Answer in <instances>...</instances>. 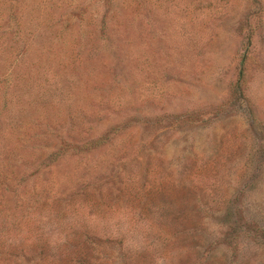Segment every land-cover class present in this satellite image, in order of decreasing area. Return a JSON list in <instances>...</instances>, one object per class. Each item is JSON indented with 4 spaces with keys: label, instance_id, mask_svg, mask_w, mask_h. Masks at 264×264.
Segmentation results:
<instances>
[{
    "label": "rangeland",
    "instance_id": "obj_1",
    "mask_svg": "<svg viewBox=\"0 0 264 264\" xmlns=\"http://www.w3.org/2000/svg\"><path fill=\"white\" fill-rule=\"evenodd\" d=\"M0 134V264H264V0H0Z\"/></svg>",
    "mask_w": 264,
    "mask_h": 264
},
{
    "label": "trees",
    "instance_id": "obj_2",
    "mask_svg": "<svg viewBox=\"0 0 264 264\" xmlns=\"http://www.w3.org/2000/svg\"><path fill=\"white\" fill-rule=\"evenodd\" d=\"M0 136H1V134H0ZM6 146L5 145H2L1 143H0V157H2L3 155H5L6 154ZM27 164V163H26ZM0 176H1V174H0ZM3 180H5L4 178H3Z\"/></svg>",
    "mask_w": 264,
    "mask_h": 264
}]
</instances>
